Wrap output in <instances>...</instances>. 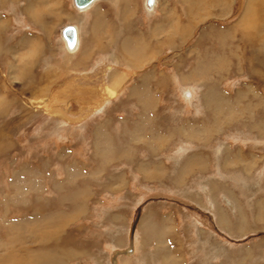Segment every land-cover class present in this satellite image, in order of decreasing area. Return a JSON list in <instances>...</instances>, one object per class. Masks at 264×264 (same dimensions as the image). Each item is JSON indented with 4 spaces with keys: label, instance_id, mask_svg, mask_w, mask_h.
<instances>
[{
    "label": "rangeland",
    "instance_id": "1",
    "mask_svg": "<svg viewBox=\"0 0 264 264\" xmlns=\"http://www.w3.org/2000/svg\"><path fill=\"white\" fill-rule=\"evenodd\" d=\"M211 1L0 0V264H264L250 0Z\"/></svg>",
    "mask_w": 264,
    "mask_h": 264
},
{
    "label": "bare ground",
    "instance_id": "2",
    "mask_svg": "<svg viewBox=\"0 0 264 264\" xmlns=\"http://www.w3.org/2000/svg\"><path fill=\"white\" fill-rule=\"evenodd\" d=\"M96 1L97 0H93L90 5L85 6L84 8H81L78 6L77 7L81 11H84L88 7L93 5ZM149 1L150 0H148V5H149L148 7L151 9L158 2V0H151L152 3H149ZM218 1L219 2L220 1L226 2V0H218ZM218 1L216 0L213 2V4H212L213 7L217 6V3H219ZM257 4H258V6H257ZM257 19H259V20L257 21ZM72 27H74V29H75L74 31H75V36H76V40H77L78 29L75 26H72ZM238 28H239V33H240L239 36H241L240 39L243 40V43L247 44L251 48L248 53H246L244 56L243 55L241 56L242 61H245V63L248 65V68L250 71H252L254 73L262 71L264 73V54H261L259 51V48L262 47L261 44L264 43V34H263L264 33V31H263L264 30V0H250L248 7H247V10H246V15L243 16L241 22L239 23ZM65 30H66V28L62 32V37H63V39L67 40L66 36L64 35ZM171 39L166 37L167 42H170ZM78 44H79L78 40L75 42L74 45H71L69 43V40H67L68 48L71 51H73V50L75 51V49L78 47ZM241 57L239 56L238 59L241 60ZM241 64H242V62H241Z\"/></svg>",
    "mask_w": 264,
    "mask_h": 264
},
{
    "label": "water",
    "instance_id": "3",
    "mask_svg": "<svg viewBox=\"0 0 264 264\" xmlns=\"http://www.w3.org/2000/svg\"><path fill=\"white\" fill-rule=\"evenodd\" d=\"M92 1L93 0H74V2H76V5L78 7H81V8H84L85 6L90 5L92 3ZM149 3H152L151 0L149 1ZM74 30H75L74 27L67 26L66 30H65V33H64V35L66 36L67 40H69V43L71 45H74L75 42L77 41ZM107 90L110 92L111 95L114 94V92L112 90H110V89H107ZM134 250H135L134 247H132V248H129L128 250H126V251L117 253L115 255V257H113V259H112V264H118L117 258H118L119 255L128 256V255L133 254Z\"/></svg>",
    "mask_w": 264,
    "mask_h": 264
},
{
    "label": "crops",
    "instance_id": "4",
    "mask_svg": "<svg viewBox=\"0 0 264 264\" xmlns=\"http://www.w3.org/2000/svg\"><path fill=\"white\" fill-rule=\"evenodd\" d=\"M49 6L51 7V5H50V4H49ZM51 13H52V15H53V14H55V12H54V11H52ZM47 21H48V20H44V23H47Z\"/></svg>",
    "mask_w": 264,
    "mask_h": 264
}]
</instances>
